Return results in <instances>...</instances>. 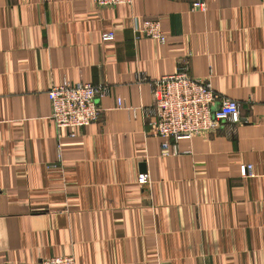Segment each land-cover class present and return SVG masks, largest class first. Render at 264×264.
Wrapping results in <instances>:
<instances>
[{"label": "crops", "instance_id": "obj_1", "mask_svg": "<svg viewBox=\"0 0 264 264\" xmlns=\"http://www.w3.org/2000/svg\"><path fill=\"white\" fill-rule=\"evenodd\" d=\"M133 19L160 20L166 43L134 38ZM185 64L248 122L162 157L144 113L150 85L137 75L158 80ZM62 83L109 87L100 120L74 137L50 120L47 93ZM243 164L253 177H240ZM70 255L264 264V0H0V264Z\"/></svg>", "mask_w": 264, "mask_h": 264}, {"label": "built area", "instance_id": "obj_2", "mask_svg": "<svg viewBox=\"0 0 264 264\" xmlns=\"http://www.w3.org/2000/svg\"><path fill=\"white\" fill-rule=\"evenodd\" d=\"M91 1L94 6L100 8L127 5L132 2V0ZM193 5L197 8L204 7L200 2H195ZM132 32L136 39L146 37L159 44L166 43V37L161 30V21L158 19H144L141 26L133 19ZM113 38V31L101 35L103 42H111ZM188 71L189 68L185 64L178 67L176 74L162 76L158 80H149L142 74L137 75V82H146L150 85L154 105L152 109H144V113L146 117H151L147 122L149 133L160 140L162 157L179 155L181 152L178 143L181 140L189 141L195 135L214 132L226 122L232 124L248 122L241 116V106L238 102L219 96L210 84L191 78ZM108 94L109 87L101 84L52 85L47 93L51 106L50 120L57 129L70 130L69 135L74 137L75 130H82L100 120L101 108L97 101ZM116 102L118 109H127L123 99L117 98ZM58 158L60 159L59 152ZM252 168L250 164L240 166V177H253ZM136 181L139 185H148L149 175L140 173ZM39 263L76 264L71 255L42 259Z\"/></svg>", "mask_w": 264, "mask_h": 264}, {"label": "water", "instance_id": "obj_3", "mask_svg": "<svg viewBox=\"0 0 264 264\" xmlns=\"http://www.w3.org/2000/svg\"><path fill=\"white\" fill-rule=\"evenodd\" d=\"M144 169V166H142V170Z\"/></svg>", "mask_w": 264, "mask_h": 264}]
</instances>
